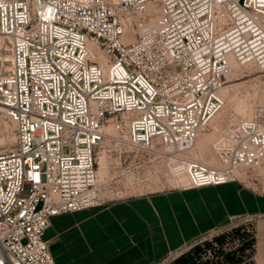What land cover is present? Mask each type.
I'll return each instance as SVG.
<instances>
[{
    "label": "built area",
    "instance_id": "built-area-1",
    "mask_svg": "<svg viewBox=\"0 0 264 264\" xmlns=\"http://www.w3.org/2000/svg\"><path fill=\"white\" fill-rule=\"evenodd\" d=\"M233 60L264 69V0H0V108L15 133L0 154V264H55L51 219L107 201L108 125L151 178L185 176L173 188L245 185L264 123L228 126L217 166L191 155Z\"/></svg>",
    "mask_w": 264,
    "mask_h": 264
},
{
    "label": "crops",
    "instance_id": "crops-1",
    "mask_svg": "<svg viewBox=\"0 0 264 264\" xmlns=\"http://www.w3.org/2000/svg\"><path fill=\"white\" fill-rule=\"evenodd\" d=\"M237 220L264 264V194L240 183L168 188L55 216L44 234L55 264H160Z\"/></svg>",
    "mask_w": 264,
    "mask_h": 264
},
{
    "label": "rangeland",
    "instance_id": "rangeland-1",
    "mask_svg": "<svg viewBox=\"0 0 264 264\" xmlns=\"http://www.w3.org/2000/svg\"><path fill=\"white\" fill-rule=\"evenodd\" d=\"M225 81L221 90L224 105L216 120L221 124V135L238 120L264 123V69L254 64L240 65L233 60L232 73ZM216 122L213 129L218 127ZM217 133L208 134L193 152L194 157L210 166L219 164L213 150L214 142L220 136V132ZM14 144V125L0 110V154L12 149ZM133 155L113 137H108L97 150L98 183L104 199H121L175 187V183L166 176L151 178L146 169L136 168ZM245 173L248 181L242 185L264 194V160ZM249 228V225L234 220L192 242L178 255L160 264H252L253 238Z\"/></svg>",
    "mask_w": 264,
    "mask_h": 264
},
{
    "label": "bare ground",
    "instance_id": "bare-ground-1",
    "mask_svg": "<svg viewBox=\"0 0 264 264\" xmlns=\"http://www.w3.org/2000/svg\"><path fill=\"white\" fill-rule=\"evenodd\" d=\"M238 64H240V65H249V66H251V64L252 63H244V62H238V61H236ZM0 110H2L1 108H0ZM219 115V114H218ZM218 115L214 118V120L210 123V125H209V127L208 128H205V129H203V130H201L200 132H199V134H198V137H197V140H196V143H195V145H194V147L192 148V150H191V155H192V157H194L193 156V152H194V149H195V147L197 146V144L202 140V139H205V137L206 136H208V134H210V133H215V134H218L217 132H220V135H221V132H222V127H221V124L219 125V123L218 122H216V120H217V117H218ZM216 122V124L218 125V127H217V129H213V124ZM105 131H106V134H108L109 136H111L112 137V135L113 136H116L117 134H116V132H115V130L113 129V127H112V125H108V126H106V128H105ZM194 158H196V157H194ZM196 159H198V158H196ZM199 160V159H198ZM206 164V163H205ZM168 180H171L173 183H176V182H183V181H185L186 179H185V176H183V175H179V176H177V175H174V177L173 176H169L168 177ZM97 181H98V171H97Z\"/></svg>",
    "mask_w": 264,
    "mask_h": 264
}]
</instances>
